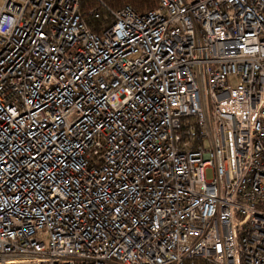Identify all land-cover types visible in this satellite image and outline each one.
<instances>
[{
  "label": "built area",
  "instance_id": "built-area-1",
  "mask_svg": "<svg viewBox=\"0 0 264 264\" xmlns=\"http://www.w3.org/2000/svg\"><path fill=\"white\" fill-rule=\"evenodd\" d=\"M82 1L0 0V264H264V0Z\"/></svg>",
  "mask_w": 264,
  "mask_h": 264
},
{
  "label": "trees",
  "instance_id": "trees-1",
  "mask_svg": "<svg viewBox=\"0 0 264 264\" xmlns=\"http://www.w3.org/2000/svg\"><path fill=\"white\" fill-rule=\"evenodd\" d=\"M87 1L91 3V0H83L81 4V10L84 13L86 9ZM103 11L99 12V17L86 19L91 29L101 34L102 31L109 27L113 22L112 10H119L127 5L132 6L137 12L144 14L149 10L157 7L159 0H102ZM85 14V13H84ZM185 264H208L207 262L196 259L186 262Z\"/></svg>",
  "mask_w": 264,
  "mask_h": 264
},
{
  "label": "rangeland",
  "instance_id": "rangeland-1",
  "mask_svg": "<svg viewBox=\"0 0 264 264\" xmlns=\"http://www.w3.org/2000/svg\"><path fill=\"white\" fill-rule=\"evenodd\" d=\"M105 1H102V0H91V3L90 2H88L87 1V4H86V9H85V11H84V13H85V18L87 19H91V18H93L92 17V14H91V10L92 9H95V11H98V12H100V11H103V3H104ZM106 3V2H105ZM211 176H212V169H208L207 170V177L208 178H211Z\"/></svg>",
  "mask_w": 264,
  "mask_h": 264
}]
</instances>
